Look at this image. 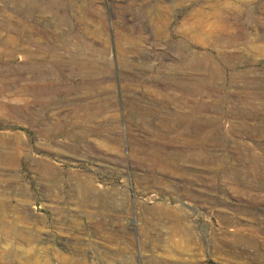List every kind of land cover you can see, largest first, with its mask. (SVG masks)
<instances>
[{"label": "rangeland", "instance_id": "rangeland-1", "mask_svg": "<svg viewBox=\"0 0 264 264\" xmlns=\"http://www.w3.org/2000/svg\"><path fill=\"white\" fill-rule=\"evenodd\" d=\"M0 264H264V0H0Z\"/></svg>", "mask_w": 264, "mask_h": 264}, {"label": "bare ground", "instance_id": "bare-ground-1", "mask_svg": "<svg viewBox=\"0 0 264 264\" xmlns=\"http://www.w3.org/2000/svg\"><path fill=\"white\" fill-rule=\"evenodd\" d=\"M217 12H218V11H217ZM190 231H192V230H190ZM190 231H189V232H190ZM190 233H191V232H190ZM258 243H260V242H258ZM252 244H253V243H252ZM262 249H263V248H262ZM257 254H258V253H257ZM259 255H260V254H258V256H259ZM253 256H254V255H253ZM254 260H255V259H254ZM261 263H262V262H261Z\"/></svg>", "mask_w": 264, "mask_h": 264}]
</instances>
